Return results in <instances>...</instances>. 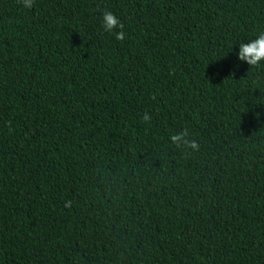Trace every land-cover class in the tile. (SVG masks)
I'll return each mask as SVG.
<instances>
[{"label":"trees","instance_id":"obj_1","mask_svg":"<svg viewBox=\"0 0 264 264\" xmlns=\"http://www.w3.org/2000/svg\"><path fill=\"white\" fill-rule=\"evenodd\" d=\"M261 33L264 0H0V264H264Z\"/></svg>","mask_w":264,"mask_h":264},{"label":"clouds","instance_id":"obj_2","mask_svg":"<svg viewBox=\"0 0 264 264\" xmlns=\"http://www.w3.org/2000/svg\"><path fill=\"white\" fill-rule=\"evenodd\" d=\"M19 3L27 9L33 8L35 0H19ZM103 29L106 32H115V39L118 41H124L126 39V32L124 31V24L118 19V17L110 10H104L102 15ZM119 29L118 31H116ZM238 59L242 62H246L249 66H258L261 62H264V33L259 34L255 39L248 43H242L239 46ZM151 115L145 112L142 116V120L148 122L151 120ZM188 132L175 134L171 136V140L178 147L186 146L193 150L198 149V145L195 141L187 140ZM66 209L72 208V201L67 200L64 204Z\"/></svg>","mask_w":264,"mask_h":264}]
</instances>
